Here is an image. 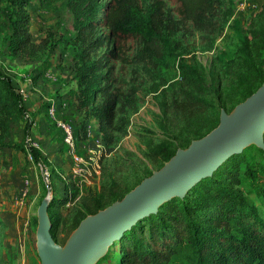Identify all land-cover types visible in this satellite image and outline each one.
Segmentation results:
<instances>
[{"label": "rangeland", "instance_id": "374dc122", "mask_svg": "<svg viewBox=\"0 0 264 264\" xmlns=\"http://www.w3.org/2000/svg\"><path fill=\"white\" fill-rule=\"evenodd\" d=\"M108 1L96 0L97 4ZM166 1L174 7L173 0ZM22 2L29 16L30 39L40 47L35 53L15 56L7 53L15 0H0V73L17 91L21 106L8 131L0 134V142L8 144L0 145V264H41L35 247L36 209L46 195L54 200L49 211L56 241L61 243L76 213L104 184L115 180L130 188L150 174L163 163L158 152L161 146L186 147L194 128L218 117L222 108L230 111L241 99L245 84L264 71V48L260 47L264 0H223L218 11L221 32L216 35L190 28L166 35V63L159 68L109 62L114 66L111 77L117 76L122 88H137V108L122 115L124 132L116 131L111 141H105L98 119L88 113L73 78L76 51L71 44L74 30L68 0ZM119 44L129 57L137 48L131 39ZM185 73L193 77L194 85L187 83ZM188 92L200 103H193ZM51 104L56 118L74 127L75 153L86 155L90 143L94 145L84 134L88 125L105 142L103 151L88 161L81 174H74L73 154L61 128L48 115ZM28 139L38 144L36 152L28 146ZM245 152L248 172L231 188L238 201L252 206L264 220V157L254 147ZM39 162L51 172L49 185L42 179ZM24 178L29 180V193L23 205H17ZM190 237L189 233L181 237L177 254L164 264H197ZM122 249L116 243L109 249V258L98 264H120Z\"/></svg>", "mask_w": 264, "mask_h": 264}, {"label": "trees", "instance_id": "16d2710c", "mask_svg": "<svg viewBox=\"0 0 264 264\" xmlns=\"http://www.w3.org/2000/svg\"><path fill=\"white\" fill-rule=\"evenodd\" d=\"M22 1L15 0L8 38L7 53L15 56L35 53L40 47V43L30 39L29 16ZM173 2L174 7H169L166 0H109L100 4L96 0H68L74 30L71 44L76 51L73 78L88 113L98 119L105 141H111L116 131L124 132L122 115L128 109L137 108V88L133 85L122 88L119 78L111 77L114 66L109 62H120L122 67L142 64V67L157 69L166 63L163 48L166 35L190 28L216 35L221 32L218 11L223 0ZM130 39L137 42L131 57L123 53L125 48L119 44ZM262 39L260 47L264 48ZM254 78L245 84L244 91L239 95L241 99L236 103L244 100L264 81V71ZM184 79L189 85L195 84L193 77L188 74L184 75ZM188 96L195 100L193 103H200L189 92ZM19 99L9 79L0 73V134L8 131L9 123L20 111ZM218 117L210 118L194 128L192 139L203 136L215 127ZM0 145L8 144L0 142ZM250 147H254L255 152L264 157L263 148H256L253 144L245 147L240 153L229 156L211 176L201 179L183 197H172L163 202L156 212L139 219L126 230L110 246L116 243L123 245L119 263L164 264L177 254L181 237L189 233L197 264H264V220L252 206L249 207L245 201H238L231 188V185L239 182L242 174L248 172L250 164L246 162L245 150ZM177 148L161 146L158 149L163 163ZM35 149L33 147L31 150L36 152ZM33 157L36 158L35 153ZM262 168L264 177V165ZM148 175L144 174L142 178ZM141 179L130 188L115 180L104 184L102 191L76 213L60 244L64 243L83 217L122 198ZM52 205L53 199L48 214L50 233L56 241L54 220L49 211ZM173 214L181 217L176 219ZM110 247L96 264L109 258Z\"/></svg>", "mask_w": 264, "mask_h": 264}, {"label": "water", "instance_id": "95a60500", "mask_svg": "<svg viewBox=\"0 0 264 264\" xmlns=\"http://www.w3.org/2000/svg\"><path fill=\"white\" fill-rule=\"evenodd\" d=\"M264 81L230 111L220 110L218 123L206 134L178 147L159 168L122 198L87 214L63 244L51 233L46 195L36 209L35 247L41 264H96L111 244L139 219L154 213L172 197H183L231 155L255 145L264 149Z\"/></svg>", "mask_w": 264, "mask_h": 264}, {"label": "built area", "instance_id": "2783aa9c", "mask_svg": "<svg viewBox=\"0 0 264 264\" xmlns=\"http://www.w3.org/2000/svg\"><path fill=\"white\" fill-rule=\"evenodd\" d=\"M47 76L50 75L47 73ZM48 115L57 123V126L61 128L63 132V140L66 143V145L69 147L70 153L73 154L74 165L72 169L74 174L75 175L81 174V172L84 169V166L88 164V161L92 158H95L103 151L105 142L100 137L96 136L91 126L88 125L85 128L84 134L87 140L91 139L93 141L94 145L90 143V145L86 149V155L75 153L74 149L76 148V143H75L76 132L72 124H70L67 121L57 119L56 109L52 104L48 108ZM27 143L28 146L32 148L33 147L38 148V144L31 139H28ZM39 167H40V174L42 176V179L44 180L46 185H49L51 182V172L49 168L46 165H42L40 162H39ZM28 193H29V180L27 178H24L21 181V185L17 193L16 204L23 205L24 200L27 197Z\"/></svg>", "mask_w": 264, "mask_h": 264}, {"label": "crops", "instance_id": "0c3cea01", "mask_svg": "<svg viewBox=\"0 0 264 264\" xmlns=\"http://www.w3.org/2000/svg\"><path fill=\"white\" fill-rule=\"evenodd\" d=\"M19 90H21V88H19ZM19 90H18V91H19Z\"/></svg>", "mask_w": 264, "mask_h": 264}]
</instances>
